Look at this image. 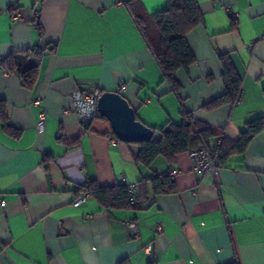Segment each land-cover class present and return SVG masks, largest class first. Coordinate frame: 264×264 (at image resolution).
<instances>
[{
    "label": "crops",
    "instance_id": "1",
    "mask_svg": "<svg viewBox=\"0 0 264 264\" xmlns=\"http://www.w3.org/2000/svg\"><path fill=\"white\" fill-rule=\"evenodd\" d=\"M128 1L0 0V63L16 54L21 69L39 65L33 88L0 65V101L17 131L7 132L0 117V264H229L237 258L264 264V131L231 153L215 180L193 170L188 151L173 162L158 157L150 167L138 164L139 144L115 142L108 120L96 118L86 128L76 112H67L75 90L117 91L125 80L122 94L142 122L180 123L181 100L163 82ZM140 1L149 14L167 6V0ZM197 1L203 22L187 37L196 61L176 73L183 105L236 142L249 122L264 116V0ZM35 47L44 50L41 58L26 53ZM225 53L242 77L241 102L206 109L225 91ZM163 172H174L177 191L150 192L137 209L107 210L80 191L90 180L113 186Z\"/></svg>",
    "mask_w": 264,
    "mask_h": 264
},
{
    "label": "trees",
    "instance_id": "2",
    "mask_svg": "<svg viewBox=\"0 0 264 264\" xmlns=\"http://www.w3.org/2000/svg\"><path fill=\"white\" fill-rule=\"evenodd\" d=\"M129 10L147 43V46L155 56L163 73V82L171 86L181 100V121L176 123L169 120L161 128H153L158 133V138L150 141L137 143L140 146L135 160L138 164L150 167L158 157H164L173 162L177 154L188 151L190 148L200 144L213 146L218 138H222L221 165L223 167L226 158L233 152L244 151L250 141L261 131H264V116L249 122L241 132L240 139L231 142L223 134H216L211 126L195 118L193 112L187 110L183 105L181 96L182 84L176 77L179 70H188L196 61L188 41V34L203 22V13L197 0H167L165 9L154 14H149L140 0H129ZM36 27L43 32L41 22L38 20L40 9H37ZM26 53L41 58L45 52L39 47L31 48ZM223 65L222 80L225 91L210 102L204 104L206 109H216L224 104H236L241 97L242 77L230 54L220 55ZM3 69L10 72H19L22 84L33 88L38 75V64H31L21 69L16 54H10L3 58L0 63ZM102 92V91H101ZM0 117L3 127L7 132L17 133L7 121L5 103L0 101ZM97 118H103L99 115ZM139 119V118H138ZM89 128V126L87 127ZM117 138V137H116ZM141 198L148 203L150 192L155 194L172 193L177 191L175 181L170 175H156L138 181ZM96 199L101 206L107 210L139 208L143 203H132L129 200L128 184H117L113 186H101L98 181L90 180L80 187ZM229 264H241L237 260Z\"/></svg>",
    "mask_w": 264,
    "mask_h": 264
},
{
    "label": "built area",
    "instance_id": "3",
    "mask_svg": "<svg viewBox=\"0 0 264 264\" xmlns=\"http://www.w3.org/2000/svg\"><path fill=\"white\" fill-rule=\"evenodd\" d=\"M230 11V9H228ZM238 13L234 12L232 18L236 19ZM15 18H18V15H15ZM127 81L122 80L118 83L117 91L123 93L127 90ZM101 90L94 88L91 90H82L77 89L71 94L72 104L67 109V112L74 111L76 112L82 124L87 128L91 123L100 115L98 100L101 95ZM38 103L43 101V98H38L36 100ZM241 102V97L237 100L236 104ZM46 119L47 113L42 111L37 122V130L39 133H44L46 130ZM119 139L116 138L114 141L117 142ZM222 138H218L213 146H208L206 144H200L197 147L190 148L188 152L193 161V170L202 176L209 175L215 180L219 179L220 172L222 169L221 165V146ZM160 175H170L172 178L174 172H163ZM129 186V200L134 203H143L146 204L147 201H144L141 198L140 188L138 182H132L128 184ZM85 197L78 199L75 204L78 205L83 202ZM134 231L137 232L136 226L133 227ZM158 231L161 232L162 228L158 226ZM147 251L149 253L153 252L152 246H147Z\"/></svg>",
    "mask_w": 264,
    "mask_h": 264
},
{
    "label": "water",
    "instance_id": "4",
    "mask_svg": "<svg viewBox=\"0 0 264 264\" xmlns=\"http://www.w3.org/2000/svg\"><path fill=\"white\" fill-rule=\"evenodd\" d=\"M99 112L110 122L115 136L128 143L150 141L155 137V130L138 119L135 108L118 91H104L98 100Z\"/></svg>",
    "mask_w": 264,
    "mask_h": 264
},
{
    "label": "rangeland",
    "instance_id": "5",
    "mask_svg": "<svg viewBox=\"0 0 264 264\" xmlns=\"http://www.w3.org/2000/svg\"><path fill=\"white\" fill-rule=\"evenodd\" d=\"M109 122V121H108ZM110 123V122H109Z\"/></svg>",
    "mask_w": 264,
    "mask_h": 264
}]
</instances>
